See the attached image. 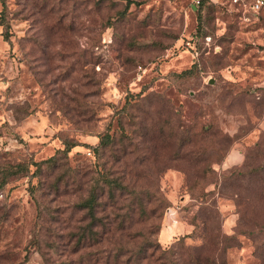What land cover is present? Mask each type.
<instances>
[{
	"label": "rangeland",
	"instance_id": "obj_1",
	"mask_svg": "<svg viewBox=\"0 0 264 264\" xmlns=\"http://www.w3.org/2000/svg\"><path fill=\"white\" fill-rule=\"evenodd\" d=\"M263 141L264 8L0 0V264H264Z\"/></svg>",
	"mask_w": 264,
	"mask_h": 264
},
{
	"label": "trees",
	"instance_id": "obj_2",
	"mask_svg": "<svg viewBox=\"0 0 264 264\" xmlns=\"http://www.w3.org/2000/svg\"><path fill=\"white\" fill-rule=\"evenodd\" d=\"M199 2H200V0H198V3ZM188 71H189V69L188 70H185L184 72H188ZM107 142H108V139H107L106 136L99 137V145H105V144H107ZM259 144L261 145L262 148H264V141H263L262 143H259V142L255 143L254 144V149H259L258 148L259 147ZM72 146H74V144H72V143H69L68 144L67 142L64 141L63 142V149L61 151L67 152V151H69V149ZM53 158H54V155H51L48 158L43 159L42 161H45V160L50 161V160H53ZM18 166H20V165H18ZM263 169H264V166H263V163H262V164H258L256 166L249 167L246 170V173L251 174V173H254V172H257V171H261ZM102 171H103V174H102L103 181L102 182H103L104 186H107L108 188H111V190H112V187L115 186V184H117L118 187L123 186V185H121V183L117 182L115 178L110 177L108 171L103 170V169H102ZM3 182L4 181H0V187L3 185ZM97 196L95 194V188H92V190H90V192L87 195V197L80 203L81 204V207L86 210L87 215L90 218L91 225H93V226L96 225L95 222L97 221V218H96V216H95V214L93 212L94 206L98 202L97 201ZM89 233H90V236H96L98 234L97 231L94 230V229L89 230ZM195 251H197V250H195ZM113 259L115 261H117L118 260V256H114ZM196 261H197V258H195V262ZM106 264H109V262L106 263ZM113 264H117V262H114Z\"/></svg>",
	"mask_w": 264,
	"mask_h": 264
},
{
	"label": "built area",
	"instance_id": "obj_3",
	"mask_svg": "<svg viewBox=\"0 0 264 264\" xmlns=\"http://www.w3.org/2000/svg\"><path fill=\"white\" fill-rule=\"evenodd\" d=\"M232 3L247 5L250 10L257 12L264 8V0H230ZM198 3V0H195Z\"/></svg>",
	"mask_w": 264,
	"mask_h": 264
},
{
	"label": "water",
	"instance_id": "obj_4",
	"mask_svg": "<svg viewBox=\"0 0 264 264\" xmlns=\"http://www.w3.org/2000/svg\"><path fill=\"white\" fill-rule=\"evenodd\" d=\"M211 81H212V80H211ZM211 81H210V82H211Z\"/></svg>",
	"mask_w": 264,
	"mask_h": 264
}]
</instances>
